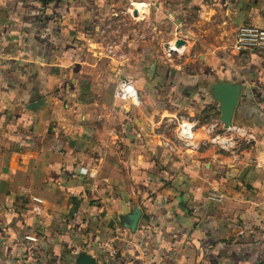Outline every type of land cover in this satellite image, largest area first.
Wrapping results in <instances>:
<instances>
[{"label":"crops","instance_id":"crops-1","mask_svg":"<svg viewBox=\"0 0 264 264\" xmlns=\"http://www.w3.org/2000/svg\"><path fill=\"white\" fill-rule=\"evenodd\" d=\"M118 2L0 0V264H264V51H213L200 70L143 44L109 56L90 26ZM226 4L264 28V0ZM125 78L139 105L115 97ZM183 120L251 145L186 151Z\"/></svg>","mask_w":264,"mask_h":264},{"label":"rangeland","instance_id":"rangeland-1","mask_svg":"<svg viewBox=\"0 0 264 264\" xmlns=\"http://www.w3.org/2000/svg\"><path fill=\"white\" fill-rule=\"evenodd\" d=\"M159 1L135 0V4H130V0H119L117 7H113L118 14L108 12L101 18L91 20L93 26L90 27L94 32L101 33L108 42L113 40L111 44L104 42L105 46L118 47L115 52H110L107 47V55L122 59L119 56L121 52L127 53L133 45L143 44L148 48L154 47L164 57L169 56L173 66L191 65L200 70L211 61L210 56H214V52L233 50L235 37L243 25L235 24L232 15L226 13L229 7L226 0H201L203 4L200 5H192L196 0H184V3L180 2L182 0ZM144 2L149 5L147 11ZM161 4L166 5L165 8L161 9ZM137 6L141 9L135 13L133 9ZM179 38L186 42L181 48L176 46ZM217 115V109L204 112L200 114V122L209 123ZM177 125L171 122L167 129L172 132ZM225 135L223 128L211 124L206 130H201L197 137L184 139V150L214 146L217 151L234 156L251 145V140L239 139L235 132L232 136H226L231 137L232 144L220 142V138Z\"/></svg>","mask_w":264,"mask_h":264},{"label":"built area","instance_id":"built-area-1","mask_svg":"<svg viewBox=\"0 0 264 264\" xmlns=\"http://www.w3.org/2000/svg\"><path fill=\"white\" fill-rule=\"evenodd\" d=\"M232 49L236 51L241 57L243 58H251L259 52L264 51V28H259L256 26H243L240 28L239 32L235 37V42L233 44ZM111 52V50H109ZM115 97L123 102L130 103L133 105H139V92L138 89L130 79H122L119 86L115 90ZM195 130V124L191 121H181L179 124L178 135L182 139H186L192 137L193 132ZM227 131H237L239 132L240 129L237 127H228ZM186 133L189 136L183 137L182 134ZM225 144H232L230 139H226L225 137L220 138V142ZM83 173H86L83 172ZM223 194L216 189H212L209 194L208 198L212 201H221L223 199ZM38 201H41L39 198H35ZM113 256L117 253L116 248H112L110 252Z\"/></svg>","mask_w":264,"mask_h":264},{"label":"water","instance_id":"water-1","mask_svg":"<svg viewBox=\"0 0 264 264\" xmlns=\"http://www.w3.org/2000/svg\"><path fill=\"white\" fill-rule=\"evenodd\" d=\"M185 43H186L185 40L182 39V38H179V39L176 40V46L178 48L183 47L185 45ZM238 97H239V91L238 90H234V91L230 92L229 95H228V101H227V103L225 105V111H226V114H227L226 127L230 126L232 115H233V112L235 110ZM182 136L183 137H188L189 135L186 134V133H183ZM137 221H138V217L135 219V223ZM87 264H94V263L93 262H88Z\"/></svg>","mask_w":264,"mask_h":264}]
</instances>
